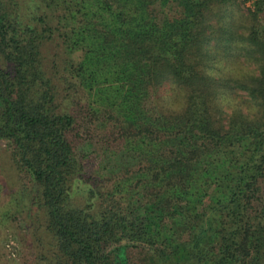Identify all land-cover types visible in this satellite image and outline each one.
<instances>
[{"label":"trees","instance_id":"1","mask_svg":"<svg viewBox=\"0 0 264 264\" xmlns=\"http://www.w3.org/2000/svg\"><path fill=\"white\" fill-rule=\"evenodd\" d=\"M240 56L264 0H0V264H264V116L216 103L264 79L205 75Z\"/></svg>","mask_w":264,"mask_h":264},{"label":"clouds","instance_id":"2","mask_svg":"<svg viewBox=\"0 0 264 264\" xmlns=\"http://www.w3.org/2000/svg\"><path fill=\"white\" fill-rule=\"evenodd\" d=\"M240 46L243 47L244 45L241 44ZM262 67H264V64L248 56H240L231 61L217 59L211 67L205 70V75L210 79L231 80L249 84L253 80L264 79V71H261ZM172 87L178 89L175 82H172ZM216 103L228 120L240 115L249 123H255L264 116L257 102L251 98L245 100L240 94H222L217 98ZM167 107L173 113H182L187 107L186 93L182 89H178L175 99Z\"/></svg>","mask_w":264,"mask_h":264},{"label":"rangeland","instance_id":"3","mask_svg":"<svg viewBox=\"0 0 264 264\" xmlns=\"http://www.w3.org/2000/svg\"><path fill=\"white\" fill-rule=\"evenodd\" d=\"M246 4H249V1L246 2ZM244 94V92H240ZM2 145V143H0V146ZM18 229L17 230H12L9 228L7 237H5L4 241V246L2 247V250L5 251L4 252V257H2V262H11L13 263V261H17L20 257H21V246L22 243L20 242V240L18 239L19 234H18ZM10 263V264H11Z\"/></svg>","mask_w":264,"mask_h":264}]
</instances>
